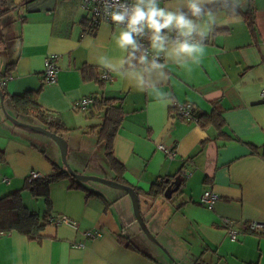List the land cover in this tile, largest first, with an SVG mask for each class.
Here are the masks:
<instances>
[{
  "label": "crops",
  "instance_id": "crops-1",
  "mask_svg": "<svg viewBox=\"0 0 264 264\" xmlns=\"http://www.w3.org/2000/svg\"><path fill=\"white\" fill-rule=\"evenodd\" d=\"M10 1L13 9L0 16V76L14 63L0 78V199L21 191L25 206L42 216L46 199L24 189L30 173L47 176L54 164L66 170L51 138L8 117L22 121V114L29 115L12 99L28 91L35 92L46 120L68 129V162L77 173L116 178L97 138L106 108L77 107L97 96L122 108L114 157L126 168V182L143 191L178 175L182 183L172 200L139 196L141 225L126 192L93 181L76 188L71 178L54 182L52 219L66 215L77 228L52 224L42 239L0 233V264H264V234L245 230L249 222L264 223V0H240L235 11L209 5L216 23L200 63L182 68L169 61L168 79L157 85L171 102L158 100L152 89L137 90L98 63L102 56L115 63L126 54L115 43L117 27L91 25L82 0ZM180 2L167 0L161 7ZM51 54L58 55L59 71L57 81L47 84ZM104 71L110 79L103 80ZM184 102L196 114L216 109L222 129L177 116L175 105ZM159 145L176 157L169 159ZM207 190L218 195L212 209L201 203ZM223 218L242 230L237 241L230 240ZM96 229L100 237L85 238V231Z\"/></svg>",
  "mask_w": 264,
  "mask_h": 264
},
{
  "label": "clouds",
  "instance_id": "clouds-1",
  "mask_svg": "<svg viewBox=\"0 0 264 264\" xmlns=\"http://www.w3.org/2000/svg\"><path fill=\"white\" fill-rule=\"evenodd\" d=\"M216 4L235 11L240 0H181L177 7H161V0H105V15L118 29L115 43L126 55L115 63L102 56L98 63L129 80L137 90L152 89L158 100L171 102L170 94L160 92L157 85L168 79L169 61L182 68L200 63L204 42L216 23L209 5Z\"/></svg>",
  "mask_w": 264,
  "mask_h": 264
},
{
  "label": "trees",
  "instance_id": "trees-1",
  "mask_svg": "<svg viewBox=\"0 0 264 264\" xmlns=\"http://www.w3.org/2000/svg\"><path fill=\"white\" fill-rule=\"evenodd\" d=\"M8 6L6 10H0V16L9 10L13 9V3L10 0H3ZM224 8V7H223ZM227 9H231L230 7ZM250 21L251 19L248 18ZM92 25V24H91ZM14 63L7 66L5 75H1L0 78L6 77L10 74V70ZM94 104L88 107L86 110H102L106 108L105 120L100 127L97 138L99 143H103L105 146V155L109 161L112 170L116 173L115 180L121 184L129 185L124 179V173L126 168L114 157V139L117 136L119 129L123 121L122 108L116 106V100L108 98H99L97 96ZM35 92L28 91L23 95H13L12 99L18 107H23L28 114L36 116L41 122L49 129L58 135H64L68 129L60 121H48L43 117V113L37 104ZM197 122L202 126L214 125L220 130L225 124L222 116L213 110L211 114L199 113L196 114ZM257 152V151H256ZM264 155V151H263ZM63 178H71V187H80L81 183L76 178L70 175L65 169L61 168L57 164H54L53 172L47 176L31 179L28 178L24 189L29 190L36 198L44 197L47 202V211L41 216L36 212L29 210L24 202L21 191L11 193L0 199V233L7 232H19L27 235L31 239H42V231L48 226L53 224L52 219V203L50 200V187L54 182H57ZM171 179L167 182L162 180L155 182L149 191H143L135 188L136 192L140 196H144L147 199L155 201L159 197H165V191ZM91 194V193H90ZM174 197V196H173ZM170 198V200L173 199Z\"/></svg>",
  "mask_w": 264,
  "mask_h": 264
},
{
  "label": "built area",
  "instance_id": "built-area-1",
  "mask_svg": "<svg viewBox=\"0 0 264 264\" xmlns=\"http://www.w3.org/2000/svg\"><path fill=\"white\" fill-rule=\"evenodd\" d=\"M167 0H161V3L165 2ZM104 4L105 0H82V7L88 11L91 14V24L92 25H98L101 22H107L111 25L116 26V24L111 20L109 16L105 15L104 12ZM145 46H148L149 42L147 39L143 41ZM163 61V60H162ZM58 55L51 54L46 58L45 61V72H44V79L45 83L52 84L57 81L58 77ZM103 80L110 79V73L108 71H104L102 74ZM96 100L95 96H89L83 98L77 107L80 109H87L88 107L92 106ZM176 108V115L180 118L187 120V121H196L197 122V116L195 112V107L193 104L189 102L184 103H177L175 105ZM159 148L163 150L167 157L169 159H174L176 157V152L169 150L164 145H159ZM41 173L37 171H32L29 175V178L31 179H38L41 178ZM218 198V195L213 192L212 190H207L203 193L201 196V203L205 205L206 207L212 209L214 208L215 202ZM54 225H61V224H67L72 225L73 227L77 228V224L73 222L68 216L62 215L58 216L57 218L53 219ZM223 226L227 230V234L231 241H237L239 239L240 234L242 233V230H239L235 227V221L230 218H223ZM245 230L253 233H260L264 234V223L263 222H257L252 221L246 224ZM102 235L101 230H88L84 232V236L86 239H94L97 237H100ZM83 243L76 244V246H83Z\"/></svg>",
  "mask_w": 264,
  "mask_h": 264
},
{
  "label": "water",
  "instance_id": "water-1",
  "mask_svg": "<svg viewBox=\"0 0 264 264\" xmlns=\"http://www.w3.org/2000/svg\"><path fill=\"white\" fill-rule=\"evenodd\" d=\"M8 117L10 118V120H12L16 124H19V125L24 126L26 128H32L34 130H37V131L43 133L44 135H46L47 137L51 138L58 145V147L60 149L61 159H62V162H63L67 172L70 175L74 176L77 181H79V182L94 181V182H99V183H102L104 185L110 186L112 188L124 190L131 197V200L133 202L134 213H135V217H136L137 221L141 225L144 224V220H143L141 210H140L139 195L133 186L121 184V183L117 182L116 180H110V179H106V178L99 177V176L77 173L75 170H73V168L70 166V164L68 162L69 144H68L67 139L64 136L58 135L54 132H51L49 129H47L46 127H43L41 125H36V126L35 125H29L27 123L21 122L15 118H13L12 116H8ZM166 181L168 182L169 180H166ZM181 183H182V176L178 175L175 178V180L172 181L170 183V185L167 187L165 194H164L165 198H167V199L172 198L173 194L179 190Z\"/></svg>",
  "mask_w": 264,
  "mask_h": 264
},
{
  "label": "rangeland",
  "instance_id": "rangeland-1",
  "mask_svg": "<svg viewBox=\"0 0 264 264\" xmlns=\"http://www.w3.org/2000/svg\"><path fill=\"white\" fill-rule=\"evenodd\" d=\"M6 2H4L3 0H0V10L2 11V10H6V9H8L7 7V5L5 4ZM8 16H10V17H14V16H16V13L15 12H13V11H11L10 13H9V15ZM1 26V25H0ZM6 40V39H5ZM5 55V53L3 54V56ZM2 56V55H1ZM20 118L22 119V121L24 122V123H27V124H29V125H39V124H41V121H40V119L39 118H37L36 116H33V115H26V114H22L21 116H20ZM20 121V120H19ZM21 121V122H22ZM28 130L29 131H31V132H33V133H37V134H41V135H44L43 133H41V132H39V131H37V130H34V129H32V128H28ZM44 136H46V135H44ZM47 137V136H46ZM107 179V178H106ZM94 182V181H93ZM95 183H97V184H102V183H99V182H95ZM106 186V185H105ZM110 187V186H109ZM114 190L116 189V188H113ZM116 190H119V191H121V192H123V193H125V191L124 190H120V189H116ZM128 195V194H127ZM129 196V195H128ZM178 197L179 196H175V198H174V200L173 201H176L177 199H178ZM129 198L131 199V197L129 196Z\"/></svg>",
  "mask_w": 264,
  "mask_h": 264
}]
</instances>
